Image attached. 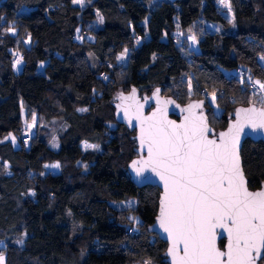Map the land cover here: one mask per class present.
Wrapping results in <instances>:
<instances>
[{"label":"trees","instance_id":"1","mask_svg":"<svg viewBox=\"0 0 264 264\" xmlns=\"http://www.w3.org/2000/svg\"><path fill=\"white\" fill-rule=\"evenodd\" d=\"M217 2L0 0V256L5 255V264H129L130 241L158 264H167V244L148 231L158 212L160 190L139 189L131 181L127 167L137 156L135 132L116 122L113 104L118 93L132 88L141 96L156 88L163 95L174 89L166 96L182 105L205 99L200 94L204 81L192 82L198 70L244 71L247 66L264 83V0H230L235 32L206 33L193 60L182 52L175 37L179 30L203 23L228 28ZM98 14L102 26L87 40ZM11 22L24 27L30 45L20 34L9 33ZM19 56L20 72L15 69ZM90 57L96 69L90 67ZM220 78L226 89L217 98L220 116L206 98L217 132L226 128L238 106L255 103L264 108L246 81ZM233 83L237 103L226 93ZM187 93L200 95L187 100ZM30 115L47 124H65L58 150L37 137L34 126L29 129L31 143L22 140L24 117ZM213 119L219 121L218 128ZM109 124L117 127L116 133H109ZM9 135L15 142L3 141ZM241 156L250 189L260 188L264 143L246 141ZM53 163L61 164L60 173H47L46 165ZM130 199L137 200L136 215L144 231L140 236L112 205ZM24 234L20 247L15 240ZM224 246L221 241L220 248Z\"/></svg>","mask_w":264,"mask_h":264},{"label":"snow or ice","instance_id":"2","mask_svg":"<svg viewBox=\"0 0 264 264\" xmlns=\"http://www.w3.org/2000/svg\"><path fill=\"white\" fill-rule=\"evenodd\" d=\"M191 39L196 42L195 36ZM256 84L264 90V84ZM127 99H134V90ZM199 107L191 105L186 111ZM236 117L219 142L208 139L204 118L191 112L182 125L158 121L155 113L141 119L140 144L148 158L131 167L138 176L151 169L163 181L158 220L172 241L168 255L173 264H257L261 259L264 191L246 187L237 145L245 126L264 130V110L240 109ZM217 228L228 234L226 251L216 246Z\"/></svg>","mask_w":264,"mask_h":264},{"label":"rangeland","instance_id":"3","mask_svg":"<svg viewBox=\"0 0 264 264\" xmlns=\"http://www.w3.org/2000/svg\"><path fill=\"white\" fill-rule=\"evenodd\" d=\"M158 1H161V0H158ZM217 4L222 14L229 21V26L227 29H222L216 24L203 23L200 25V27L196 29L193 28L192 30H186V31L179 30L177 32L175 36L176 41H178V44L181 45L182 52L189 60H193L195 54L200 52V40L204 38L206 33L219 35V34H222L223 32L225 33L235 32L236 25H235V20H234V12H233V8L231 6L230 0H218ZM226 5H230V7ZM101 18L102 17L98 14L96 21L92 23V25L89 26L90 30L86 36L87 40L94 39L92 36L93 32L100 29L102 26ZM9 25L11 26V28L8 29L9 33L20 34V37L25 42V44L30 45V39L27 37V34H26L27 32L23 26H21L17 22H11ZM192 36L196 37L195 43H193L191 39ZM262 58L260 59V61L264 65V59ZM18 60L20 61L19 63H17ZM88 60H89V65H91L90 67L92 69H96L97 63L91 57ZM120 62L125 63L124 59H120ZM22 67H23V63L21 62V57L19 56L17 57L16 63H15V69L18 72H20L22 70ZM243 68H245L246 70L243 69L244 71H240L239 73L237 71H230V72L222 71L221 72L217 69H216V72H213V73H207L204 70H200V71L198 70V72L196 73L194 72L192 82L194 81V79H195L194 82H196L197 80L200 81L201 79L204 81V85L202 86H205V87L202 88V91L200 92V94L201 95L203 94L202 96L205 97V100L206 98L208 99V102L213 108L214 114L216 116L221 115V109L217 103V98H221L222 94L224 96V93L226 90L224 86L221 83H219V80L221 79L220 77L221 76L223 77V75H225V77L230 80L239 79L241 81H246V83L249 84V90L251 91L252 95L255 96L257 100L260 101V103L263 102L264 104V90H261L259 85L256 84V81H259V80H256L253 78V76L249 72L250 70H247V66H243ZM41 69H43V66H41L40 70ZM185 78L188 79L190 77L189 75H187L185 76ZM188 80H191V79H188ZM182 81H185V80H182ZM259 82L262 83L261 81ZM106 87L107 86H105V88ZM234 87H236V85L231 84V87L228 89L229 92H226V93L228 94V96H230L233 102L237 103L239 98H237V94H235L234 92L235 91ZM172 91H174V89H170L167 93H164V95L166 96ZM198 94L199 93L197 94L191 93L190 95L187 93L186 94L187 100H191L194 96H197ZM251 100H253V98H251ZM252 104H255V103H252ZM80 111L82 112L84 110H80ZM24 119L25 120H24L23 125L25 126L24 128L25 131L27 130V126L29 125L36 127L37 137H45L47 141L49 142L48 144L51 149H54V150L59 149V137L66 129V126L63 122L55 121L50 124H47L43 120H41L37 115H30L28 118L24 117ZM212 122L215 126L217 125L216 126L217 128L220 126L218 120L213 119ZM116 132H117V127L114 124H109V133L114 134ZM22 134H23L22 140H24V142L26 143L27 135H25V132H23ZM30 136L32 137V135ZM11 140L15 142L13 135H9L3 141L5 142V141H11ZM29 143H31V141H29ZM85 148L89 149V146L88 147L86 146ZM90 148L93 149V147H90ZM55 165H58V167H54ZM77 165L84 167L82 163H78ZM46 171L47 173L58 174L62 171V166L59 163L48 164L46 165ZM83 171L85 172L86 169L84 168ZM112 205L116 209L119 210V212L121 213V218L123 220H127L132 225L134 229V233H136V235H139V233L142 234L144 232L141 226V222L136 215V211H137L136 210L137 208L136 199H130L126 202H121V203H113ZM131 218H134V219H131ZM25 238H26L25 234L20 236L19 238H16L15 240L16 245L20 247L23 246ZM151 241H152L151 245H153L152 238H151ZM129 243H130L129 247L127 248V251L130 252L129 253V258H130L129 264H158V261L155 258L152 259L147 254H144L143 252H139V250H137V248H135V246L132 245V241H130ZM3 247H4V243H0V249H2ZM0 258H2L0 259V263L5 264V255H1Z\"/></svg>","mask_w":264,"mask_h":264},{"label":"water","instance_id":"4","mask_svg":"<svg viewBox=\"0 0 264 264\" xmlns=\"http://www.w3.org/2000/svg\"><path fill=\"white\" fill-rule=\"evenodd\" d=\"M133 90H134V99H127L133 96ZM122 97L124 99H121ZM197 104H199L200 107L191 108L190 110L191 114L204 118V121L206 122L208 127V132H207L208 139H214L217 140V142H219L220 134L227 133L229 128L236 123L237 120L236 113L238 110L248 109L252 107H255L258 111L264 110L263 107H260L256 104H251L248 106H238L234 110L231 118L229 119L226 128L217 132L210 124V119L208 116V109H207V101L205 99L191 100L189 103L182 105L172 96L163 95L162 88H156L153 90V92L150 95H143V96H141L138 89L132 88L129 92L118 93L115 98V102L113 104L115 108L114 114H115L116 122L120 125L125 126L131 132H135L133 139L136 141L137 144L136 147L137 156L128 164L127 167V171L131 181L139 189L151 186V187H157L160 190L158 212L155 217L154 223L149 226L148 231L151 234L157 235L161 241L167 244V250L164 254L165 256L164 261L167 264H173L172 257L168 255L169 249L172 247V241L171 239L168 238V234L164 232V230L159 226V220H158L161 200L164 193L163 181H161L159 176H157L154 172L151 171V169L148 168L144 170L142 175L138 176L136 174V171L131 167V165L135 161L146 160L148 158L146 146L144 148H141V144H140L141 119L146 120L147 118L152 117L153 114L155 113L156 119L158 121H170L176 125H182L185 123V118L190 117V112L186 111V109H189L191 105H197ZM125 110H127V114H125ZM138 116L140 117V119L137 118ZM248 140L254 143H259V142L264 143V130L257 129L253 131L250 127L245 126L243 131L240 133L239 143L237 145L239 164L243 172V177L246 182V187L250 192L264 191V183L261 185L260 188L256 190L250 189L248 184V179L244 171L243 160L241 156V151L243 149L244 143ZM215 231L217 233L216 236L217 248L222 251H226L227 250L226 246L229 242L227 232L222 228H217ZM221 241H225L224 248H220ZM180 247L182 249L183 246L181 245ZM180 255H183L182 251L180 252ZM263 256H264V250H262L261 259L263 258ZM259 261H257V264Z\"/></svg>","mask_w":264,"mask_h":264},{"label":"built area","instance_id":"5","mask_svg":"<svg viewBox=\"0 0 264 264\" xmlns=\"http://www.w3.org/2000/svg\"><path fill=\"white\" fill-rule=\"evenodd\" d=\"M241 70H237V72L239 73ZM102 77L105 78L104 75H102ZM258 90V89H257ZM31 128V125L27 126V130L25 131V135H27L26 137V143H29V141L31 140V136L29 135V129ZM130 233H132V231H130Z\"/></svg>","mask_w":264,"mask_h":264},{"label":"flooded vegetation","instance_id":"6","mask_svg":"<svg viewBox=\"0 0 264 264\" xmlns=\"http://www.w3.org/2000/svg\"><path fill=\"white\" fill-rule=\"evenodd\" d=\"M258 264H264V256H263V258L258 262Z\"/></svg>","mask_w":264,"mask_h":264}]
</instances>
